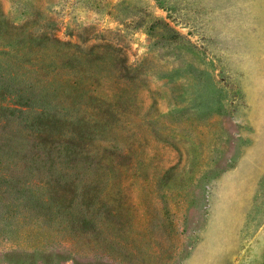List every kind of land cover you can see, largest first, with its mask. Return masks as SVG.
<instances>
[{"label":"rangeland","instance_id":"rangeland-1","mask_svg":"<svg viewBox=\"0 0 264 264\" xmlns=\"http://www.w3.org/2000/svg\"><path fill=\"white\" fill-rule=\"evenodd\" d=\"M0 12V264H264V0Z\"/></svg>","mask_w":264,"mask_h":264},{"label":"trees","instance_id":"trees-1","mask_svg":"<svg viewBox=\"0 0 264 264\" xmlns=\"http://www.w3.org/2000/svg\"><path fill=\"white\" fill-rule=\"evenodd\" d=\"M3 20V14L0 12V22H2ZM1 46H3L4 48H6V50H9V47L6 44H1L0 42V48ZM0 112L1 113H7L9 115H11L13 109H15V104L13 101V97L16 96L17 94H15L12 90H9V86H0ZM20 96V95H18ZM17 110H24L19 104L17 106Z\"/></svg>","mask_w":264,"mask_h":264}]
</instances>
